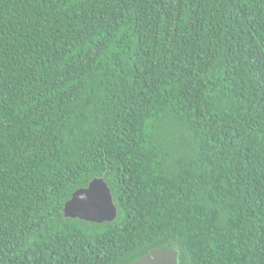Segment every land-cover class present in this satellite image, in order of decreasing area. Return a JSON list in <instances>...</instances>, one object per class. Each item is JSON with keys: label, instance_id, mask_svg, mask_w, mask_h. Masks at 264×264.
Instances as JSON below:
<instances>
[{"label": "trees", "instance_id": "obj_1", "mask_svg": "<svg viewBox=\"0 0 264 264\" xmlns=\"http://www.w3.org/2000/svg\"><path fill=\"white\" fill-rule=\"evenodd\" d=\"M162 247L264 264V0H0V264Z\"/></svg>", "mask_w": 264, "mask_h": 264}, {"label": "water", "instance_id": "obj_2", "mask_svg": "<svg viewBox=\"0 0 264 264\" xmlns=\"http://www.w3.org/2000/svg\"><path fill=\"white\" fill-rule=\"evenodd\" d=\"M118 215L112 192L103 178L94 179L87 188L73 193L72 198L65 204L66 218H79L87 222H112ZM178 250L162 247L150 251L144 257L132 264H179Z\"/></svg>", "mask_w": 264, "mask_h": 264}]
</instances>
